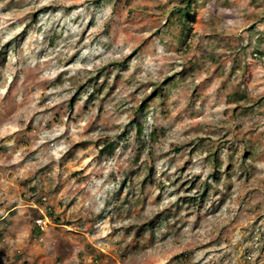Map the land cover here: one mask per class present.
Wrapping results in <instances>:
<instances>
[{"label":"rangeland","instance_id":"1","mask_svg":"<svg viewBox=\"0 0 264 264\" xmlns=\"http://www.w3.org/2000/svg\"><path fill=\"white\" fill-rule=\"evenodd\" d=\"M181 1L0 0V264H264V0Z\"/></svg>","mask_w":264,"mask_h":264},{"label":"trees","instance_id":"2","mask_svg":"<svg viewBox=\"0 0 264 264\" xmlns=\"http://www.w3.org/2000/svg\"><path fill=\"white\" fill-rule=\"evenodd\" d=\"M182 4L185 2V6L183 7H176L174 8V10L170 13V17H173V19H177L178 22H180L181 24V29H180V36L183 38V41H185V39L189 36L190 33V24L193 22V11L192 9L195 6V3L197 2V0H182L181 1ZM141 127L139 126V130L138 132H140ZM112 145H108L107 148L103 149L100 151L101 154H105L107 152H110V149ZM216 161V160H215ZM214 169H215V174L211 175L210 180L213 181V179L215 180L216 178V173H218V169L217 167L214 165ZM50 217H52V213L49 214ZM52 219L55 221L57 220L56 217H52ZM41 231L39 229V227H35V229L33 230V236L34 238H37L41 235ZM185 256H180V257H176L175 260H177L178 258H182Z\"/></svg>","mask_w":264,"mask_h":264},{"label":"built area","instance_id":"3","mask_svg":"<svg viewBox=\"0 0 264 264\" xmlns=\"http://www.w3.org/2000/svg\"><path fill=\"white\" fill-rule=\"evenodd\" d=\"M38 222H41V221H38Z\"/></svg>","mask_w":264,"mask_h":264}]
</instances>
